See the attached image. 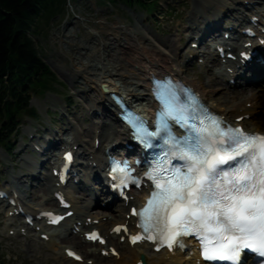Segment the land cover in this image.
Segmentation results:
<instances>
[{
	"label": "bare ground",
	"instance_id": "obj_1",
	"mask_svg": "<svg viewBox=\"0 0 264 264\" xmlns=\"http://www.w3.org/2000/svg\"><path fill=\"white\" fill-rule=\"evenodd\" d=\"M247 1L264 2V0ZM238 2L242 4L244 0H194V6L188 16L190 24L189 28L193 31L192 37L199 39L201 36L199 31H204V23H209L212 25L211 27H213L215 21L219 19L224 11H229V16H237L238 19L243 17L244 12L243 10H240L239 6H237ZM245 9L250 10L251 8L247 6ZM201 11H205L204 15L201 14ZM137 29L139 30L136 32L125 30V33L128 34L127 37L119 36L118 34H113L112 38L108 36L106 37V43L103 42L101 36H98V39L94 38L97 43L94 41L93 44L98 46L96 49V56L94 57L95 60H90L87 65H83L80 61L84 52L77 49L75 50V59L83 66V69L77 70L78 72L76 74L82 79H85L86 83H90L91 86L89 92L94 93V97H92V95H87L84 101L94 103L91 104L88 109L101 108V112L105 111L106 115L103 116V119L93 121V124L88 125V127H84L80 123H74L73 120L69 121L67 129L72 134V141L70 142L66 139L65 142H63L68 145L74 143L77 144L78 136L82 135V142L78 144L81 151L78 158H84L87 164H89V162H95L94 166L90 165L93 171L100 170L103 148L110 145L112 141L119 142L126 134L125 127L121 124H117L118 119L116 118L115 110L111 109L112 102L108 92L114 91L127 98L130 97L137 102V105L141 106L142 110H146L147 107L143 100L148 101L147 89L149 83L147 80V74L149 71L167 70L174 75L181 77L200 92L209 106L222 113L225 117L233 121L235 117L248 113L250 114L249 118L243 117L240 121L243 126L249 130L264 132V85H258L251 88L239 87L236 91H233L232 89L226 90L220 97L215 95L217 90L214 89V87L205 92L202 85L203 83L200 84L195 80L183 78L182 69L177 65V57L180 53V49L176 46L177 44L174 39H159L155 37L147 27H139ZM68 36L70 37V35ZM68 36L66 37L68 38ZM192 41L196 40L193 39ZM67 45L70 46V43L67 42ZM238 48L240 47H237V49ZM196 53V58H205L204 51L201 52L200 50L193 48L191 45L186 48L183 56L188 60H192L193 58L191 59V56ZM203 60L204 63H201V66L203 71L208 75V86L215 84L221 85L222 78L226 79L227 84H229V77H232L233 74H230L225 69L221 70L223 71H220L221 73L217 72V78L209 76L211 74L209 73V68L205 65L206 59ZM228 62L231 63L230 60H228ZM226 66L232 65L227 64ZM232 86H234V84ZM234 88H236V85ZM246 101H250V107L245 106ZM95 117L96 116H93V118ZM89 137H91L90 141ZM95 139H99L97 147H95ZM25 162L27 165L33 164L30 158L25 159ZM47 173L48 175H46L45 182L40 185L38 191L46 190L47 192L52 193L54 177L50 174L49 169ZM14 187L19 188L16 185ZM22 198L25 200L24 196H22ZM87 200L88 198L85 197L83 201L77 199L76 202H73L75 218L72 222L75 223L77 220H81L83 223L87 219V216H90L91 218H99L98 223L90 225L98 227L102 232L107 233V244L115 243L118 247V255H109V259L102 256L100 249L106 247L107 244L101 246L86 241L82 236L80 237L72 232L71 225L68 227L69 230L66 228V233L61 237V242L76 248L77 251H80L86 258L94 257L95 261L92 262V264H132V262L135 264L141 254L144 256V259L148 264H165L167 262H169V264H174V259L181 257L179 256L180 254H175L174 257L166 259L163 255L155 253L145 244L131 246L125 240L120 241L121 235H124L123 232H119L118 234H116L117 231L108 233V230L113 224L123 222L127 219L125 216L127 208L124 207L123 201L115 202L112 206L113 213H107L106 211L97 209L91 210L90 201ZM101 201H104V199ZM47 204L49 206H56V201L50 196ZM105 215L106 220L103 219ZM127 220L130 221L131 218H128ZM9 228L11 227H7V230ZM41 232L48 231L42 229ZM52 239L53 236H49L48 242H52ZM92 246H94V248H91ZM64 247L61 257L69 262L70 258L66 257ZM97 248L99 250L98 252L96 250ZM70 263L72 262L70 261ZM188 264H194V260H189Z\"/></svg>",
	"mask_w": 264,
	"mask_h": 264
},
{
	"label": "rangeland",
	"instance_id": "obj_2",
	"mask_svg": "<svg viewBox=\"0 0 264 264\" xmlns=\"http://www.w3.org/2000/svg\"><path fill=\"white\" fill-rule=\"evenodd\" d=\"M160 3L164 8L157 13L156 7H153L154 10L146 12L138 6L127 7L118 2L110 4L106 0H68L65 3L63 13L52 15L48 21L42 22V30L39 29L40 33L38 35H33V40L36 51L50 65L55 75L45 90L41 91V93L34 92L29 99L28 105L31 107L36 106L40 116L37 119L23 118L24 123L20 129L19 140L29 129L32 133L35 130H39L38 134L40 136H49L53 131L56 132L55 136L57 137L71 136L70 131L67 130L68 122L71 119L78 121L82 126L85 125L84 127H88L92 118L89 117L88 108L94 103L85 102L84 99H86L87 95L94 97V93L89 92L90 83H86L85 79L76 74L77 70L83 69V66L75 59V50L84 52L80 61L83 65H87L90 60H95L94 57L98 46L93 44L96 41L94 38L98 39V36H101L103 42L106 43V37L112 38L113 34L127 37L128 34L125 33V30L136 32L140 26L141 28L147 27L159 39L175 40L176 46L181 50L177 57V65L182 69L183 78L195 80L200 84L203 83L205 92L214 87L217 90L215 93L217 97L222 96L224 91L231 90L226 84L227 80L224 78H222L221 85L208 86V75L199 66V63L196 61L194 64H185L184 58L181 56V53L192 39L190 37L191 29L189 28L188 16L194 6V0H161ZM167 4L175 9L166 10L165 5ZM238 4L237 6H239ZM204 12L201 11V14L204 15ZM221 32L222 28L215 32V35L220 36ZM207 41H211L210 35L206 40L202 39L201 43H204H200V45L207 46ZM67 42L70 43V46L67 45ZM205 51H207V58H209L206 63L211 74L209 76L217 78V72L221 69L220 64L211 57L208 46ZM263 80L254 84V86H263ZM238 88L239 86L232 90L236 91ZM248 102L250 103V101ZM81 136H78L80 140ZM32 141L45 143L41 137H33ZM19 144L18 141L17 145ZM29 146L27 145L18 152H16L18 149V146H16L12 153L13 157L5 154L0 149V179L3 178L1 172L4 169L7 170L5 176L9 175L8 178L13 173L17 176L19 175L20 179H18L20 181L18 184L27 194L30 193L29 191L32 192V195L30 196L29 194L27 199L29 204L35 206L41 202L42 196L45 195L43 194L45 190L37 191L36 185L29 187L28 184L31 179L28 175H23L26 172L25 168H20L26 154L25 149ZM42 157H45V155H42ZM13 167H15L14 171ZM81 189H77V192L85 195ZM3 205L4 202H0V211L1 207L4 208ZM4 214L5 211L0 214L2 227L0 233V264H88L57 260L58 251L61 250L59 245L54 246L48 244V241H43L42 239L37 241L34 237L21 236L17 233L9 235L5 232L9 219ZM19 221L18 217L13 220L15 224ZM4 253L7 254L5 257ZM132 264L134 263L132 262Z\"/></svg>",
	"mask_w": 264,
	"mask_h": 264
},
{
	"label": "snow or ice",
	"instance_id": "obj_3",
	"mask_svg": "<svg viewBox=\"0 0 264 264\" xmlns=\"http://www.w3.org/2000/svg\"><path fill=\"white\" fill-rule=\"evenodd\" d=\"M157 96L163 105L158 127L168 135L165 143L174 145L173 155L186 163L183 168H174L168 177L160 176L166 168L157 167L151 178L159 191L152 194L143 210L145 231L151 226L148 221L155 211L156 218L163 214L171 225L169 247L182 234L175 231L177 228L183 229L184 235L195 234L202 240H207L202 235L206 230L216 233L220 248L225 250L209 256L205 247L206 259L239 264V253L245 248L264 257V135L248 134L239 128L225 130L220 126L222 121L208 117L215 133L204 136L206 127L189 125L187 109L173 106L175 94L169 88H161ZM169 118L188 129L186 138L179 140L171 134ZM200 124L203 125V120ZM137 132L149 137L158 134L140 127ZM67 159L71 160L70 154ZM140 238L133 237V241ZM89 239L99 237L92 234Z\"/></svg>",
	"mask_w": 264,
	"mask_h": 264
},
{
	"label": "trees",
	"instance_id": "obj_4",
	"mask_svg": "<svg viewBox=\"0 0 264 264\" xmlns=\"http://www.w3.org/2000/svg\"><path fill=\"white\" fill-rule=\"evenodd\" d=\"M65 1L0 0V147L7 151L20 119L36 112L28 105L31 95L41 93L54 78V72L36 51L33 35L40 33L42 22L63 13ZM107 1L146 9L156 4V0Z\"/></svg>",
	"mask_w": 264,
	"mask_h": 264
}]
</instances>
